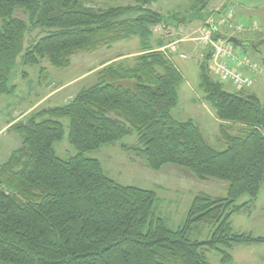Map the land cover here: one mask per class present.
<instances>
[{"label":"trees","instance_id":"16d2710c","mask_svg":"<svg viewBox=\"0 0 264 264\" xmlns=\"http://www.w3.org/2000/svg\"><path fill=\"white\" fill-rule=\"evenodd\" d=\"M153 1L96 10L86 6L89 0H0V95L15 89L10 75L22 53V66L47 59L68 69L78 52L93 54L131 38L140 44L132 62L103 66L97 82L68 104L10 125L21 145L0 165V264H211L204 250H216L231 264L235 246L264 244V236L237 232L232 222L237 214L251 217L264 184V105L247 88L226 91L206 47L199 86L220 121L225 148L209 145L193 120H175L184 76L153 29L177 16L148 9ZM213 1L195 0L192 9ZM17 9L28 21L14 16ZM132 12L138 15L127 18ZM37 28L50 30L24 49L25 34ZM213 37L229 35L217 30ZM131 80L136 90L123 85ZM63 118L77 150L68 159L54 148L64 137ZM133 135L136 144L120 147L144 157L149 169L183 167L200 181L227 182V194L197 193L185 223L171 228L157 215L156 191L119 184L98 159L85 156ZM243 195L248 200L238 203ZM206 225L211 237L193 240L192 232Z\"/></svg>","mask_w":264,"mask_h":264},{"label":"rangeland","instance_id":"374dc122","mask_svg":"<svg viewBox=\"0 0 264 264\" xmlns=\"http://www.w3.org/2000/svg\"><path fill=\"white\" fill-rule=\"evenodd\" d=\"M227 1L228 10L236 13L237 19L232 17V20L242 23L246 30L233 32L227 25H220L218 31L243 41L257 42L256 45L250 43L245 47L234 46V50L238 56L248 58L264 70V0ZM194 3L195 0H155L146 7L165 16H177L171 18L167 25L153 29L154 38L162 37L168 47L164 50L184 76V82L179 90V102L172 112L173 118L178 121L193 120L208 144L217 150H223L225 145L219 140L220 121L212 105L204 100V93L199 86L200 63L206 49L201 40L202 31L210 21L214 25L219 21L215 22L212 16L214 11L209 12L210 5L203 10H197L192 9ZM135 5L137 0H89L86 4L87 7L96 10ZM137 15L138 13L132 12L127 18H134ZM14 16L28 21V15L22 9H17ZM2 24L3 19L0 17V26ZM251 26H256L258 29L252 31ZM48 30L50 29H29L24 37V49L46 35ZM139 45L138 38H131L116 43L112 48H101L93 54L78 52L68 69L56 68L47 59L39 65L22 66L23 53L19 55L14 72L10 75L11 84L15 89L9 94L0 95V165L21 145V137L15 130L9 129L10 125L44 109L68 104L80 90L97 82L96 72L101 69L95 71L97 67L107 60L124 56L122 54H133L129 58H124L132 62L139 52ZM241 71L246 73L244 68ZM24 72L28 75L24 76ZM123 83L126 88L136 90L135 81ZM223 84L226 91H236L233 83L223 82ZM245 92L256 94L264 105V76H258L256 84L247 88ZM61 122L64 126V137L55 143L54 148L57 156L68 159L76 155L77 150L68 141L69 119L63 118ZM121 143L134 145L137 143V135L129 136L99 150L87 152L85 156L98 159L106 174L119 184L156 191L157 215L166 218L173 229L185 223L189 206L197 193L204 192L215 197H224L227 194V182L216 179L200 181L183 167L170 164L160 171H153L147 167L144 157L126 152L120 147ZM185 176H189L190 179ZM262 188L256 206L252 210L251 219H248L246 213L233 217L235 231H252L256 236H264V187ZM247 200L248 196L243 195L238 203ZM211 234L210 226H200L199 231L192 232L191 238L205 241L211 237ZM204 252L211 264H223L216 250H204ZM230 252L234 256V262L231 264H264V244L235 246Z\"/></svg>","mask_w":264,"mask_h":264},{"label":"built area","instance_id":"2783aa9c","mask_svg":"<svg viewBox=\"0 0 264 264\" xmlns=\"http://www.w3.org/2000/svg\"><path fill=\"white\" fill-rule=\"evenodd\" d=\"M231 12L228 16H222L219 23L213 24L212 21L206 24L202 31L201 40L206 47L212 49L211 70L222 82H231L237 89L251 88L256 78L250 74L264 76V70L248 58H241L235 54L234 47L223 38L214 39L213 35L218 30V26L227 25L233 32H244L246 27L242 23L232 20ZM258 28L251 26L250 30ZM173 49V48H172ZM182 57H185L182 55ZM244 68L248 73H244Z\"/></svg>","mask_w":264,"mask_h":264},{"label":"crops","instance_id":"0c3cea01","mask_svg":"<svg viewBox=\"0 0 264 264\" xmlns=\"http://www.w3.org/2000/svg\"><path fill=\"white\" fill-rule=\"evenodd\" d=\"M209 9H210L209 12H213V11L215 12V13L212 14L215 22H218L221 19L222 16H226V15L228 16L233 11V10H228L229 8H228V1L227 0H216V1H213V2L210 3V8ZM233 13H234L233 14V19H237L236 18V13L234 11H233ZM230 35H232V34H230ZM165 48H168V47L167 46H164L162 48V50H164ZM175 51L177 52V50H175ZM235 54H236V51H235ZM122 55H124V56L119 57V58H113L111 60H107L106 62H104V64H102L99 67H97L95 71L99 70L100 68H102L103 66H105V65H107L109 63H112V62H115V61H118V60H121V59H124V58H129L133 54H122ZM246 73H248V72L246 71ZM250 75H252L253 77H255L256 78V82H257V78H258L259 75H256V74H250ZM256 82H255V84H256ZM185 177L187 179H190L189 176H185ZM263 187H264V184H263ZM248 219H251V217H248ZM244 232L254 234L252 231H244ZM251 246H254V245H251Z\"/></svg>","mask_w":264,"mask_h":264},{"label":"water","instance_id":"95a60500","mask_svg":"<svg viewBox=\"0 0 264 264\" xmlns=\"http://www.w3.org/2000/svg\"><path fill=\"white\" fill-rule=\"evenodd\" d=\"M228 42L233 44L236 47H245L247 44L251 43L249 41L240 40L239 38H237L235 36L229 37Z\"/></svg>","mask_w":264,"mask_h":264}]
</instances>
